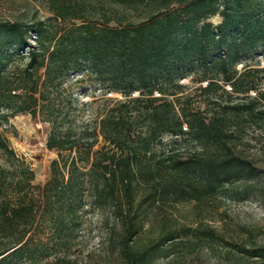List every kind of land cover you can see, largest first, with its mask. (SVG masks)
I'll use <instances>...</instances> for the list:
<instances>
[{"label": "trees", "instance_id": "16d2710c", "mask_svg": "<svg viewBox=\"0 0 264 264\" xmlns=\"http://www.w3.org/2000/svg\"><path fill=\"white\" fill-rule=\"evenodd\" d=\"M48 12L0 22V119L40 118L57 154L36 185L0 133V264H75L89 214L124 264H151L185 233L169 201L202 208L252 171L236 141L264 129V0H51ZM76 76L105 97L87 123L72 111ZM147 226L158 233L138 249Z\"/></svg>", "mask_w": 264, "mask_h": 264}, {"label": "rangeland", "instance_id": "374dc122", "mask_svg": "<svg viewBox=\"0 0 264 264\" xmlns=\"http://www.w3.org/2000/svg\"><path fill=\"white\" fill-rule=\"evenodd\" d=\"M50 1L0 0V22L31 24L36 19L52 17L48 12ZM212 21L218 23L219 19L213 18ZM30 39L34 43V34ZM259 58L264 67V56ZM184 83L190 84L188 81ZM69 84L70 92L77 100L72 111L78 124L92 121L89 103L95 99L98 105L103 104L102 87L80 76L72 77ZM49 129L48 123L33 118L28 112L17 113L8 123L0 119V133L16 155L30 163L36 185H43L49 179L50 164L57 158V154L46 146ZM169 139L165 137L164 141L169 142ZM236 143V151L251 164V173L229 181L224 191L204 199L202 208L197 209L194 202L173 204L169 201L163 211H167L175 221L174 226L184 229L185 233L167 245L166 252L151 264H264V257L250 255L255 249H264V129L251 127ZM99 147L101 144L96 149ZM0 166L9 172L1 153ZM157 226L145 228L136 242L138 249L144 250L156 237ZM107 230L96 214H89L71 260L75 264H124L120 251L118 253L108 245Z\"/></svg>", "mask_w": 264, "mask_h": 264}]
</instances>
